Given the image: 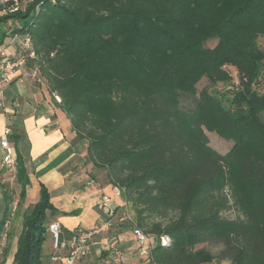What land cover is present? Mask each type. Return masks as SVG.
<instances>
[{"label": "trees", "instance_id": "1", "mask_svg": "<svg viewBox=\"0 0 264 264\" xmlns=\"http://www.w3.org/2000/svg\"><path fill=\"white\" fill-rule=\"evenodd\" d=\"M2 9L0 45L31 37L28 65L60 97L86 162L121 189L135 213L129 225L153 240L152 264H264V92L255 88L264 0H33ZM226 65L241 79L232 97L214 88L232 81ZM210 133L229 150L214 148ZM16 155L23 202L29 179ZM230 209L236 218L223 216ZM53 210L42 184L23 212L12 264H44ZM210 242L223 245L218 254L200 247Z\"/></svg>", "mask_w": 264, "mask_h": 264}, {"label": "crops", "instance_id": "2", "mask_svg": "<svg viewBox=\"0 0 264 264\" xmlns=\"http://www.w3.org/2000/svg\"><path fill=\"white\" fill-rule=\"evenodd\" d=\"M10 39H6L4 46L15 56L20 45L11 43ZM31 68L34 69L30 65L19 67L6 90L5 107L0 110V140L6 136L15 153L18 152L22 156L29 179L26 186V200L29 202L26 207L33 206L38 201L43 184L50 192L54 206L53 211H48L53 215L48 223L59 221L64 239L76 228H84V217L89 219L88 222L94 227L109 222L105 231L94 236L92 253L77 264H152L136 251L132 229L125 231L128 224L118 222L119 214L127 208L123 206V200L115 199L110 204L115 215H109L100 208L102 198L114 196L113 186L106 184L102 171L86 162V142L73 141L75 133L71 129L70 120L47 83H39L25 75ZM8 128L11 133L6 134ZM3 152L0 146V213L5 205V216L8 210L6 199L9 198L10 205L14 204L8 183L13 181L15 188H20L19 190L21 186L16 180V175L4 166ZM11 215V228L4 252L9 250L14 238L17 243L22 229L21 226L15 231L16 213ZM1 229L0 225V239L3 232ZM132 233L134 234L133 231ZM15 251L16 245L12 252H6L4 256V252L0 254V264H11ZM44 264L62 262L52 259V251H44Z\"/></svg>", "mask_w": 264, "mask_h": 264}, {"label": "built area", "instance_id": "3", "mask_svg": "<svg viewBox=\"0 0 264 264\" xmlns=\"http://www.w3.org/2000/svg\"><path fill=\"white\" fill-rule=\"evenodd\" d=\"M33 0H0L2 10L7 12L17 11L23 9L25 3L32 2ZM20 3V4H19ZM19 5V6H18ZM16 8V9H15ZM11 43H18L20 49L18 54L13 56L8 52L4 45H0V110L5 107L6 103V90L10 85L13 77L16 75L19 67L28 65V59L34 58L35 53L31 50L32 39L28 35L15 34L10 39ZM26 76L36 80L39 83L46 82L40 71L36 68L29 69ZM60 101V97L56 95ZM11 133V130L6 129V134ZM0 146L3 149L2 162L10 171L16 175V158L15 150L11 146L9 139L4 136L0 140ZM115 197L123 200L122 191L119 187H113ZM111 201L114 202L113 197H104L103 207L106 208L107 214L115 215V211L111 207ZM17 203L14 202L13 210H16ZM123 206H127L123 200ZM118 222L131 224L133 217L127 211H123L118 216ZM109 222H103L96 225L93 229L76 228L72 231L71 235L64 239L62 237V225L59 221H51L48 223V232L51 235L52 241V259L54 261H61L62 264H77L82 262L87 256L92 253V242L96 234H99L107 229ZM135 235L136 251L141 257L147 258L150 262L152 239L142 229L133 227ZM169 239V238H167ZM164 240V238H162ZM8 241V232L3 231L0 239V254L4 252ZM120 264V263H119Z\"/></svg>", "mask_w": 264, "mask_h": 264}, {"label": "rangeland", "instance_id": "4", "mask_svg": "<svg viewBox=\"0 0 264 264\" xmlns=\"http://www.w3.org/2000/svg\"><path fill=\"white\" fill-rule=\"evenodd\" d=\"M13 8L9 12H15V11H12V10H14ZM2 12H5V11H2ZM22 24H23L22 22L18 23V25H22ZM5 29L7 30L9 28L6 26ZM214 44H216L215 41L210 43V45H214ZM259 45H260L261 48H264V39L263 38H259ZM225 68L230 73V75L232 77V81L227 82V83L226 82L225 83L224 82H219L217 84V86H215L214 88L217 91V93H220V94L223 93L225 96L232 97L233 93L235 91L239 90V88H240V80L241 79L239 77L238 71L236 70V68L234 66L226 65ZM207 84L209 85V82L205 78L199 84V88H202L203 86H206ZM255 88H257V90L259 92H264V71H263L262 75L260 76V78L258 79V81L256 82ZM220 94H219V96H220ZM262 119L264 121V113L262 114ZM211 134H213V135H211ZM209 136H210V139L213 141V143L218 146V147H216V146L213 145L214 148H218V150H220V152H225V151L229 150L230 145H229V143H227L229 141H226V140L222 139L216 133H210ZM8 187H9V190L11 191L10 196L12 198V201L16 202L17 205H16V210L15 211L13 210V204L10 205V210H9V215L10 216L6 220V222L3 224L2 231L10 232V228H11L10 219L12 218L11 213H13V215L16 213V222H15L14 229L17 232L21 228V226L23 227V224H22L23 210L27 209L26 205L28 204L29 201L28 200H24L23 202L20 201V190H19L20 188L16 189L15 188V183L13 181L8 183ZM113 198H114V200L118 199L117 197H115V194H114ZM8 202H10V200L6 199V203H8ZM103 203H104V199L102 198L99 206H100V208L102 207L101 208L102 210L106 211V208L102 206ZM111 203H113V202L111 201ZM4 210H5V205H4V208H3V212H4ZM126 211L130 214L131 217H133V218L135 217L134 210L132 209V207L130 205L127 206ZM3 212L0 213V224H1V221L5 217L3 215ZM88 214H89V212H88ZM84 215H85V212H84ZM223 216L225 218H230V219L236 218L237 217V211L234 210V209L225 210L223 212ZM52 217H53V215L51 213H47V216H46V219H45L46 223H48V221L50 219H52ZM88 221H89V219L84 217V223H82V225H85V226H82V227H84L85 229H93L94 226H92V224H90V222H88ZM89 226H92V227H89ZM130 230H131L132 238H134L133 236H135V235L132 233L133 227L129 226V224L126 225L125 231L129 232ZM21 231H22V229H21ZM47 232H48V230H47ZM17 241H18V238H17ZM162 241L166 242V241H168V239L164 238V240H162ZM15 245H16V250H17V243H16V240L14 238L12 240L11 246L9 247V250H7V251L5 250L3 256L6 254V252L7 253L8 252H12V250H14V248H15ZM202 246L208 247L209 249L212 250V252L214 254H218L219 251L223 248V245L221 243H216V242H210V243H206V244L200 245V247H202ZM43 248H44L45 252L52 251V241H51V235L49 234V232H48V237L46 238V240L44 242ZM13 261H14V259H13ZM211 264H218V261H214ZM220 264H229V261L224 260Z\"/></svg>", "mask_w": 264, "mask_h": 264}]
</instances>
